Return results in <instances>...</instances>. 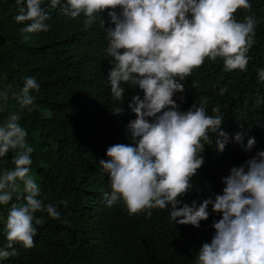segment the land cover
Segmentation results:
<instances>
[{"label":"clouds","instance_id":"9594fccd","mask_svg":"<svg viewBox=\"0 0 264 264\" xmlns=\"http://www.w3.org/2000/svg\"><path fill=\"white\" fill-rule=\"evenodd\" d=\"M16 4L19 11L14 19L25 24L21 29L24 39L27 34L50 30L44 0H16ZM50 4L74 20L83 15L85 29L98 20L105 29V52L111 65L107 80L114 101L125 100L122 85L143 92V97L133 95L128 103L135 113L125 129L130 143L109 146L107 159L100 161L109 177L107 206L122 202L129 216L146 213L148 218L153 209L170 208L173 221L199 228L209 218L211 205L212 212L222 213V217L213 221L214 235L199 248L195 264H264V150L230 168L221 178L223 194L200 203L183 202L181 198L193 189L192 179L205 163L202 153L206 145L213 144V134L219 153L232 137L222 128L219 106L212 108L215 115L207 113L206 102L181 111L173 98L185 91L182 81L206 59H221L225 71H247L261 21L255 13L242 21L236 14L240 10L250 13V0H50ZM24 79L23 88L12 97L20 109L31 112L35 101L31 92H39L40 84L31 76ZM257 79L264 82V68L257 70ZM193 86H197L195 82ZM226 91L221 88L219 94ZM8 99L7 90L0 92V100ZM123 112L120 107L112 110L113 114ZM19 119V113H12L0 124V158L10 151L14 154V168L0 171V205H8L13 196L23 201L12 203L8 210L7 244L0 248V260L17 256L16 244L24 249L35 246V225L44 222L34 215L37 211H45L53 219L61 217L55 206L39 199L41 189L30 174L34 149ZM240 128L234 140L245 152L251 151L257 141L248 137L245 144L247 133L243 124ZM60 203L67 207L68 201Z\"/></svg>","mask_w":264,"mask_h":264},{"label":"trees","instance_id":"16d2710c","mask_svg":"<svg viewBox=\"0 0 264 264\" xmlns=\"http://www.w3.org/2000/svg\"><path fill=\"white\" fill-rule=\"evenodd\" d=\"M250 2V13L240 10L236 14L242 21L255 13L261 21L247 71H225L221 59H206L182 81L185 91L173 97L181 111L206 102L207 113L215 115L212 108L219 106L222 128L232 137L223 153L216 150L215 134L213 144L205 146V163L192 179L194 187L181 198L189 204L223 194L221 178L230 168L264 150V82L257 79V70L264 68V0ZM44 6L50 30L27 34L24 39L21 29L25 24L14 19L19 11L16 0H0V92L9 94L6 102L0 100V124L10 114L19 113V123L34 149L30 174L41 189L39 199L55 206L61 217L57 220L37 211L34 215L44 222L35 225V246L24 249L16 244L18 255L0 264H195L199 248L214 235L213 221L222 213H213L209 205V218L196 228L173 221L170 208L153 209L148 218L146 213L129 216L122 202L107 206L109 177L100 161L107 159L109 146L130 143L125 129L135 113L128 103L133 95L143 97V92L122 85L125 100L114 101L107 80L111 65L105 52L106 31L99 20L85 29L83 15L74 20L52 7L50 0H44ZM103 15L107 24V13ZM29 76L40 84L39 92H31L35 97L31 112L20 109L12 97ZM225 87L227 91L220 95ZM116 107L124 112L113 114ZM240 124L247 133L245 144L248 137L257 141L251 151L245 152L234 140ZM13 155L10 151L0 158V171L14 168ZM18 183L22 189L23 183ZM61 200L68 201L67 207ZM12 203L23 201L13 196L8 205H0V248L7 244L5 222Z\"/></svg>","mask_w":264,"mask_h":264},{"label":"rangeland","instance_id":"374dc122","mask_svg":"<svg viewBox=\"0 0 264 264\" xmlns=\"http://www.w3.org/2000/svg\"><path fill=\"white\" fill-rule=\"evenodd\" d=\"M105 44L106 45H108V41H107V39L105 38ZM36 181V180H35ZM37 182V181H36ZM37 184H38V182H37ZM39 185V184H38ZM22 189H23V187H22Z\"/></svg>","mask_w":264,"mask_h":264}]
</instances>
